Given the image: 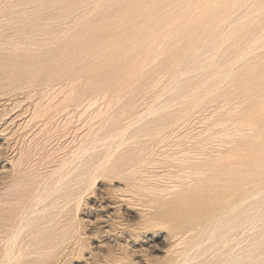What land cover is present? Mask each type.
<instances>
[{
  "label": "rangeland",
  "instance_id": "rangeland-1",
  "mask_svg": "<svg viewBox=\"0 0 264 264\" xmlns=\"http://www.w3.org/2000/svg\"><path fill=\"white\" fill-rule=\"evenodd\" d=\"M181 199L222 209L178 229ZM263 243L264 0H0V264H264Z\"/></svg>",
  "mask_w": 264,
  "mask_h": 264
},
{
  "label": "bare ground",
  "instance_id": "bare-ground-1",
  "mask_svg": "<svg viewBox=\"0 0 264 264\" xmlns=\"http://www.w3.org/2000/svg\"><path fill=\"white\" fill-rule=\"evenodd\" d=\"M137 1V0H136ZM214 1V0H213ZM224 2V1H223ZM228 2V1H227ZM238 2V1H237ZM240 2V1H239ZM252 2V1H251ZM235 3V1H234ZM214 4V3H212ZM230 4V2H229ZM254 4V3H253ZM221 6V5H220ZM235 6V5H234ZM219 7V6H218ZM197 8V7H196ZM235 8V7H233ZM257 8V7H256ZM236 9V8H235ZM228 10V8H227ZM251 10V9H250ZM261 10V9H260ZM195 11V10H194ZM231 11V10H230ZM229 12V11H228ZM227 12V13H228ZM260 12V11H259ZM196 13V12H195ZM221 18V17H220ZM173 19V18H172ZM189 19V18H188ZM173 21V20H172ZM220 21V20H219ZM252 22V21H251ZM204 24V23H203ZM216 24V23H215ZM255 24V23H254ZM174 27V26H173ZM191 29V28H190ZM177 30V29H176ZM66 31V30H65ZM220 31V30H219ZM185 33V32H184ZM191 33V32H190ZM201 33V32H200ZM185 36V34H183ZM99 36V35H97ZM103 36V35H102ZM194 36V35H193ZM203 36V35H202ZM204 37V36H203ZM64 38V37H63ZM145 39V38H144ZM200 39V38H199ZM207 43V42H205ZM17 47V46H16ZM143 48V47H142ZM221 48V47H220ZM164 50V49H163ZM212 51V50H211ZM248 58V57H247ZM240 60V59H239ZM181 64V62H180ZM236 65V64H235ZM108 66V65H107ZM223 68V67H222ZM218 72V71H217ZM173 73V72H172ZM177 74V73H176ZM227 77V76H226ZM235 80V79H234ZM93 82V81H92ZM225 83V82H224ZM205 84V83H204ZM208 84V82H207ZM129 88V87H128ZM170 88V87H169ZM164 89V88H163ZM181 98V97H180ZM203 99V98H202ZM184 103V102H183ZM198 104V103H197ZM166 109V108H165ZM188 118V117H187ZM225 123V122H224ZM244 123V122H243ZM216 125V124H215ZM245 125V124H244ZM245 126L251 127L250 124H246ZM244 126V127H245ZM222 128V127H221ZM119 130V129H118ZM219 130V129H218ZM232 131V130H231ZM227 133V132H226ZM235 136V135H234ZM251 136V135H250ZM227 137V136H225ZM236 137V136H235ZM141 138V137H140ZM245 140V139H244ZM134 147V146H133ZM261 147V146H260ZM135 149V148H134ZM206 151V150H205ZM213 159V158H212ZM250 169V168H249ZM2 175V174H1ZM238 175V174H237ZM102 175H100L101 177ZM128 176V175H127ZM131 176V175H130ZM202 176V175H201ZM255 176V175H254ZM92 181V180H91ZM90 182V181H89ZM152 186V185H151ZM261 186V185H260ZM224 187V186H223ZM138 188V187H137ZM243 188V187H242ZM219 189V188H218ZM251 189V188H250ZM59 190V189H58ZM101 190V189H100ZM217 190V189H216ZM223 191V190H222ZM217 192V191H216ZM241 192V191H240ZM57 193V192H56ZM241 194V193H240ZM244 195V194H243ZM239 196V195H238ZM250 196V195H249ZM252 196V195H251ZM250 196V197H251ZM161 197V196H160ZM189 198V197H188ZM242 198V197H241ZM246 198V197H245ZM252 198V197H251ZM243 200V199H242ZM207 201H195L194 203H189L187 199H181L172 205H166L161 209V214L168 219L177 222V228L181 229L183 227H193L201 221L210 222L212 218L218 214L222 207H217L211 203H207ZM99 204V203H98ZM206 204V205H205ZM91 205V204H90ZM102 205V204H101ZM100 205V206H101ZM97 206V205H96ZM253 206V205H252ZM34 207V206H33ZM94 208V207H93ZM88 212V211H87ZM97 212V211H95ZM99 212V211H98ZM22 213V212H20ZM92 213V212H91ZM111 213V211H110ZM103 214V213H100ZM20 216V215H19ZM23 216V215H22ZM135 216V215H134ZM137 216V215H136ZM89 217V216H88ZM100 217V216H99ZM145 217V216H144ZM5 218V217H4ZM87 219V218H86ZM98 219V218H97ZM103 219V218H102ZM112 219V218H111ZM113 220V219H112ZM88 221V220H87ZM66 222V221H65ZM18 223V222H17ZM59 223V222H58ZM70 223V222H69ZM21 224V223H20ZM19 224V225H20ZM65 224V223H64ZM74 225V224H73ZM61 226V225H60ZM63 226V225H62ZM68 226V225H67ZM149 226V225H148ZM16 226L15 228H17ZM115 228V227H114ZM152 228V227H151ZM18 229V228H17ZM26 229V228H25ZM107 229V228H106ZM92 230V229H91ZM136 230V229H135ZM17 232V231H16ZM79 232V231H78ZM14 233V232H12ZM92 233V232H91ZM149 234V233H148ZM184 234V233H183ZM12 235V234H11ZM101 235V234H100ZM158 235V234H157ZM173 235V234H172ZM109 236V235H108ZM180 236V235H179ZM12 237V236H11ZM81 237V236H80ZM160 237V236H159ZM106 238V237H105ZM113 238V237H112ZM14 239V238H13ZM104 239V238H103ZM109 239V238H108ZM124 239V238H123ZM131 239V238H130ZM163 239V238H162ZM172 239V238H171ZM110 240V239H109ZM113 240V239H112ZM7 241V240H6ZM5 241V242H6ZM15 242V240H14ZM165 242V241H164ZM226 242V241H225ZM162 243V242H161ZM160 243V244H161ZM97 244V243H96ZM95 244V245H96ZM131 244V243H130ZM264 244V243H263ZM15 245V244H14ZM109 245V244H108ZM167 245V244H166ZM11 246V245H10ZM13 246V245H12ZM11 246V247H12ZM94 246V245H93ZM121 246V245H120ZM182 246V245H181ZM97 247V246H96ZM112 247V246H111ZM254 247V246H253ZM176 248V247H175ZM193 248V247H192ZM10 249V248H9ZM13 249V248H12ZM190 249V248H189ZM113 250V249H112ZM136 250V248L134 249ZM140 250V249H139ZM10 251V250H9ZM98 251V250H97ZM122 251V250H121ZM6 253V251H5ZM10 253H12L10 251ZM8 252V254H10ZM161 253V252H159ZM7 255V254H6ZM129 255V254H128ZM11 256V255H10ZM160 256V255H159ZM243 256V255H242ZM5 259V257H4ZM9 259V258H8ZM7 259V260H8ZM138 259V258H137ZM10 260V259H9ZM137 261V260H136ZM159 261V260H158ZM2 262V261H1ZM4 262V261H3ZM9 261H7L8 263ZM75 262V261H74ZM135 262V261H134ZM143 262V261H142ZM6 263V262H5ZM10 263V262H9ZM132 264V263H131Z\"/></svg>",
  "mask_w": 264,
  "mask_h": 264
}]
</instances>
